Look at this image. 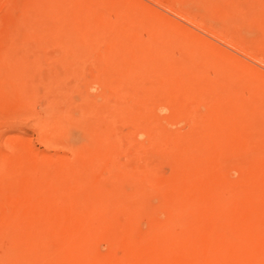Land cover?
I'll return each mask as SVG.
<instances>
[{"label": "rangeland", "instance_id": "obj_1", "mask_svg": "<svg viewBox=\"0 0 264 264\" xmlns=\"http://www.w3.org/2000/svg\"><path fill=\"white\" fill-rule=\"evenodd\" d=\"M242 27L252 31L247 39ZM263 40L264 0H0V223L19 209L28 232L30 220L45 215L35 206L45 197L60 212L53 215L56 225L74 221L76 211L61 213L55 199L62 195L55 176L75 167L84 168L82 181L89 174L109 176L113 164L102 160L109 151L133 173L159 163L161 184L172 173L169 154L178 150V135L191 126L183 124L181 134L160 132L155 148L141 146L132 115L116 120L107 111L117 106L134 114L141 107L142 122H149L152 109L163 117L199 105L207 114L220 96L250 100L264 90ZM21 68L25 75H16ZM193 90L213 92L211 101L193 99ZM112 123L119 134H109ZM71 126L108 150H76L67 135ZM42 177L46 186L34 206L8 183Z\"/></svg>", "mask_w": 264, "mask_h": 264}, {"label": "bare ground", "instance_id": "obj_2", "mask_svg": "<svg viewBox=\"0 0 264 264\" xmlns=\"http://www.w3.org/2000/svg\"><path fill=\"white\" fill-rule=\"evenodd\" d=\"M251 32L242 27L239 33L247 39ZM16 75H25L24 68ZM261 90L246 101L240 94L220 96L216 98L219 104L210 107L207 114L199 105L163 117L156 112L158 109H152L149 119L153 121L149 122H142L141 107L134 114L130 108L109 109L107 113L115 115L116 120L132 115L142 136L137 139L141 146L150 143L155 148L159 134L163 135L160 132L180 133L183 124L191 126L187 134L178 135L177 152L169 151L172 173L160 184L157 179L164 174L159 163L157 166L155 162L153 168L149 161L133 173L129 165L116 162V154L111 151H106L102 159L113 164L109 176L89 174L82 181L79 179L84 168L64 169L65 174L55 176L62 183L61 198L55 199H61V213L75 210L76 219L56 225L53 215L59 216L60 212L54 200L45 197L35 204L45 215L31 219L25 233L18 216L20 210H16L0 223V264H264ZM212 93L193 90L192 97L210 102ZM94 125L98 126L99 120ZM109 131L111 135L119 134L113 123ZM67 135L76 150L90 148L99 152L106 148L97 137L88 134V138L74 126L68 128ZM160 166L165 167V163ZM44 170L49 172L51 168ZM45 178L32 183L27 178L17 187L10 185L13 180L8 183L34 206L31 201L42 194ZM68 181L72 184L66 186ZM228 190H232L230 197L225 194ZM95 220L98 227L92 224ZM4 222L11 225L6 227ZM174 224L181 226L180 233L173 230Z\"/></svg>", "mask_w": 264, "mask_h": 264}]
</instances>
